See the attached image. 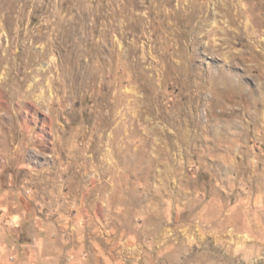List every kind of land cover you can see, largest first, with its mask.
<instances>
[{
	"label": "rangeland",
	"instance_id": "rangeland-1",
	"mask_svg": "<svg viewBox=\"0 0 264 264\" xmlns=\"http://www.w3.org/2000/svg\"><path fill=\"white\" fill-rule=\"evenodd\" d=\"M46 219L60 264H264V0H0V237Z\"/></svg>",
	"mask_w": 264,
	"mask_h": 264
},
{
	"label": "crops",
	"instance_id": "crops-1",
	"mask_svg": "<svg viewBox=\"0 0 264 264\" xmlns=\"http://www.w3.org/2000/svg\"><path fill=\"white\" fill-rule=\"evenodd\" d=\"M52 221L37 220L32 227L30 241L0 237V264H60L70 253L64 244L61 231ZM75 248V247H73ZM72 264H110L100 252H90L86 257L77 256Z\"/></svg>",
	"mask_w": 264,
	"mask_h": 264
}]
</instances>
